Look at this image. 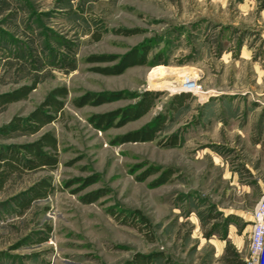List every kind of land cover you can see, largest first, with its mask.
<instances>
[{
    "label": "rangeland",
    "instance_id": "rangeland-1",
    "mask_svg": "<svg viewBox=\"0 0 264 264\" xmlns=\"http://www.w3.org/2000/svg\"><path fill=\"white\" fill-rule=\"evenodd\" d=\"M134 50L148 53L145 65L99 71ZM181 72L198 95L180 89ZM25 87L26 98L2 102ZM58 88L68 91L63 110L46 108L55 120L38 128L30 116ZM146 93L154 96L144 116L94 124ZM88 95L108 100L76 105ZM148 126L158 129L153 140L121 142ZM48 134L55 168L7 170L5 151L29 160L25 147ZM2 173L0 264H137L139 255L149 264H254L264 0H0Z\"/></svg>",
    "mask_w": 264,
    "mask_h": 264
},
{
    "label": "trees",
    "instance_id": "trees-1",
    "mask_svg": "<svg viewBox=\"0 0 264 264\" xmlns=\"http://www.w3.org/2000/svg\"><path fill=\"white\" fill-rule=\"evenodd\" d=\"M147 52L139 53V51L134 50L128 55L121 58V60L115 65L114 67H108L106 69H99V71L103 74L107 75H121L123 74L128 68L138 65H145ZM118 57H101V62H115ZM32 88H22L13 93L4 95L1 97L2 102H16L26 98ZM144 101L140 102L137 107L128 108L123 110L120 114L112 113L106 115H99L95 117L94 124L100 129H107L114 125V121L116 117L122 116V124L129 122L131 120H136L142 116H144L149 108L152 105L153 96L152 93L145 94ZM68 96V91L66 88H58L54 90L51 94L47 96L45 101L42 103L41 107L35 110L30 119L33 123H35L38 128H41L47 124L52 123L55 120V117L51 115V111H46L45 109L53 110V112L60 113L63 110L64 103L61 99H64ZM92 95H88L77 99L75 101L77 106H86L88 104H101L106 102L108 99H100L99 97H91ZM49 112V113H48ZM118 114V115H117ZM19 128V127H18ZM157 128H150L149 126L144 130L134 132L129 134L126 137H123L121 142H138V141H150L153 140ZM17 147H12L10 151H5L2 154L3 161L7 162V170H15L25 168V166L30 169L34 170L39 167H49L55 168L58 164V161L55 157L51 156L47 152H45V148H50L52 150L57 149V140L52 135H44L38 142L27 145L26 151L32 157L29 160L23 161L24 158L21 157L19 151L16 149ZM6 182V177L2 173L0 174V187L3 186ZM44 190V189H43ZM42 189H37L34 193L35 198H42ZM31 202H27L24 204L25 208L30 206ZM151 259L149 257L139 255L137 258V264H149Z\"/></svg>",
    "mask_w": 264,
    "mask_h": 264
},
{
    "label": "built area",
    "instance_id": "built-area-1",
    "mask_svg": "<svg viewBox=\"0 0 264 264\" xmlns=\"http://www.w3.org/2000/svg\"><path fill=\"white\" fill-rule=\"evenodd\" d=\"M253 222L252 260L254 264H264V197L256 209Z\"/></svg>",
    "mask_w": 264,
    "mask_h": 264
},
{
    "label": "bare ground",
    "instance_id": "bare-ground-1",
    "mask_svg": "<svg viewBox=\"0 0 264 264\" xmlns=\"http://www.w3.org/2000/svg\"><path fill=\"white\" fill-rule=\"evenodd\" d=\"M181 74L183 77V81H182V84L180 85L181 86L180 89H182V88L187 89L188 88L192 94L198 95L200 92V87L195 83L196 81L188 73L181 72ZM182 90H184V89H182Z\"/></svg>",
    "mask_w": 264,
    "mask_h": 264
}]
</instances>
